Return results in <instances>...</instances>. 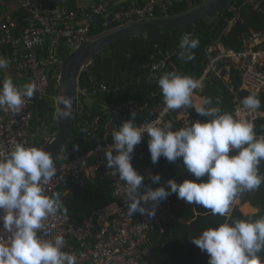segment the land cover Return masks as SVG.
<instances>
[{
    "label": "clouds",
    "instance_id": "obj_1",
    "mask_svg": "<svg viewBox=\"0 0 264 264\" xmlns=\"http://www.w3.org/2000/svg\"><path fill=\"white\" fill-rule=\"evenodd\" d=\"M199 43L198 38L185 34L179 44V57L193 60V50ZM9 63L0 56V69ZM200 84L199 79L176 72H166L158 79L166 109L192 107L207 117L206 121L197 120L173 130L171 122L161 125L158 119L138 124L137 112L133 111L131 119L112 130V144L104 149L106 167L126 184L127 215L140 213L152 219L160 202L174 193L187 204L224 217L238 194L251 192L264 183V175L259 174L264 161V136L258 138L254 125L247 120L222 112L218 98L217 106L210 97L194 104L192 95ZM35 91L34 82L18 87L6 77L0 81V111L19 114L25 99L32 98ZM58 103L64 107L55 109L54 118H70L72 98L61 95ZM241 103L248 110L258 109L261 104L251 94ZM145 137L153 164L161 157L171 163L182 158L183 169L196 179L182 183L169 179L167 187L144 190L145 177L134 168L132 159L135 147ZM73 148L79 150V145ZM57 170L52 153L44 148L17 143L7 155L0 154V230L8 234L7 241L0 243V264H77L75 254L62 250V234L54 240L41 239L38 234L50 216L68 211L60 192L49 196L44 191L43 186L56 176ZM150 178L154 184L161 180L159 174ZM147 202H152L151 208L145 206ZM191 242L208 254V264H264L259 255L264 251V216L226 221L203 230L198 237L192 236Z\"/></svg>",
    "mask_w": 264,
    "mask_h": 264
},
{
    "label": "built area",
    "instance_id": "obj_2",
    "mask_svg": "<svg viewBox=\"0 0 264 264\" xmlns=\"http://www.w3.org/2000/svg\"><path fill=\"white\" fill-rule=\"evenodd\" d=\"M127 1L103 0L94 7H82L76 12L67 13L64 10L67 0H23L20 5V21L10 15L2 21L0 56L9 59L10 63L7 68L0 69L5 74L0 76V81L10 77L18 87L34 82L36 91L32 98L25 99L19 114L0 111V154L7 155L17 143L36 146L37 139L32 133L34 102L37 99H54V105L58 107V94L52 95L51 91L53 78H57L59 84V76H52L51 72L54 66L61 68L64 63L63 52L70 56L85 43L93 27L110 29L137 19L167 15L178 5H192L194 2L149 0L143 5L124 6ZM247 7L264 18V0H243L238 5L235 3L228 11L233 17L228 20L225 35L235 25L244 22L243 10ZM185 34L193 38L195 30ZM240 45V49L235 50L216 42L206 49L209 64L199 79L200 87L194 90L192 99L194 103L196 95L204 91L205 81L210 75L217 76L235 97L234 116L252 123L255 131L256 122L263 113L259 109H245L241 103V94L244 91L248 94L264 92V29L244 33L240 37ZM179 51V46L155 50L146 66L152 83H158L165 72H170L172 60L178 56ZM235 72L241 82L237 88L233 83ZM92 83L95 87L91 94L89 89L80 88V96L97 104L104 96L117 97L118 89L95 78H92ZM158 96L159 93L154 92L149 100L130 99L106 107L108 120L103 126L104 143L73 160L55 163L58 169L56 176L43 186L45 194L50 196L52 192L67 190L72 183L84 184L85 179L99 178L113 183L112 201L95 211L92 218L76 223L58 212L44 222L43 229L38 233L45 240H54L56 235L62 234V250L75 254L77 264H153L145 247L150 235L167 232L170 221L167 206L161 201L152 219L140 213L127 215L126 184L106 167L104 149L112 144V130L131 119L133 111L137 112L135 120L138 124L158 119L161 125L171 122L173 126L179 123L185 127L195 122L194 108L185 106L168 110L164 102H156ZM99 121L97 117L91 127H95ZM145 180H149L147 176ZM242 196L243 193L237 195L230 210L238 206L236 201L242 200ZM145 206L151 208L152 202H147ZM7 239L8 234L0 230V243Z\"/></svg>",
    "mask_w": 264,
    "mask_h": 264
},
{
    "label": "trees",
    "instance_id": "obj_3",
    "mask_svg": "<svg viewBox=\"0 0 264 264\" xmlns=\"http://www.w3.org/2000/svg\"><path fill=\"white\" fill-rule=\"evenodd\" d=\"M242 1L238 0L236 4L238 5ZM201 2L203 0H194L192 5L183 3L172 9L169 14L183 12ZM243 15L244 22L235 25L227 35L224 34V31L228 25V20L233 17L231 12L219 14L217 21L211 26H208L203 20H200L185 30L152 31L137 37L124 38L105 49L84 70L80 80V88L81 90L84 88L89 89L91 94V91L95 87V84L92 83V78H95L97 81L105 82L113 88L118 89V95L115 99L104 96L98 104L90 100L91 105H87L85 102L87 99L82 95L80 96L77 127L66 151V157L56 160L54 163L73 160L84 153L90 152L98 144L104 143L103 134L105 130L103 126L108 120L106 107L130 99L149 100L154 92L159 93L156 102H164L158 83H152L150 81L149 71L146 68L150 62L151 55L157 48L167 49L177 47L185 33L195 30L193 38H198L200 41L199 46L193 50L195 58L191 61H185L179 55L176 56L172 60L170 72L200 79L209 64L206 56L207 48L216 42H221L227 48L239 50L241 47L240 37L244 33H248L251 30L257 31L264 29V18L251 8H245ZM13 17L20 21L22 11L13 15ZM105 30L107 29L101 26L93 27L91 36ZM68 57V53L63 52V61ZM4 75L0 70V76ZM51 75L58 77L60 75V69L54 66ZM205 82V89L201 93L202 96L212 98L213 106H217L216 100L218 98L220 101L219 107L222 112L233 113L235 97L227 85L215 75H210ZM233 83L236 85V88L241 84L237 72H235ZM52 87L54 89L52 88L51 94L57 95L59 90L57 78H53ZM248 95L250 94H241V100ZM251 95H256L259 98L261 104L258 109L264 113V92ZM32 109L34 112L32 133L37 139L36 147L39 148L58 130L57 118H54L56 109L54 99L42 101L37 99ZM97 117L100 118L99 123L95 127H91V124H93ZM193 118L196 121H206L208 119L207 117L200 116L194 110ZM182 127L184 126L177 123L173 126V130H179ZM85 129L87 131H84ZM255 133L258 138L264 136V117L259 119ZM73 145H79V150H74ZM132 164L144 177L148 170H151L153 174H159L161 176L159 184H154L152 180L144 179V190H147L149 187H167V181L169 179H175L177 183H182L186 179H196L186 169H183L182 158L177 163H171L164 157H161L158 163L153 164L148 149L147 138H144L135 147ZM259 174L264 175V161L259 166ZM113 189V183L111 181H101L99 178L85 179L84 184L72 183L67 190L59 191L61 193L62 203L68 210L67 214L64 215L76 223H81L92 218L95 211L108 205L112 201ZM162 202L167 206L168 218L170 220L169 228L165 234L155 233L150 235L147 240V244L150 243L151 253L156 255L159 252V255L162 256V260L158 264H208V254L201 251L191 242L192 236L198 237L203 230L217 227L226 221L231 222L233 219L250 218L255 220L264 216V183L258 189L243 193L242 203H250L259 209L258 213L252 215H244L239 207H235L231 212H229V209L227 215L224 217L219 215L214 216L211 210L199 205L187 204L174 193ZM250 204H245L243 212L250 213L254 211ZM179 205L181 206L180 209L177 208ZM259 255L264 258V251ZM150 261L152 262V259Z\"/></svg>",
    "mask_w": 264,
    "mask_h": 264
},
{
    "label": "water",
    "instance_id": "obj_4",
    "mask_svg": "<svg viewBox=\"0 0 264 264\" xmlns=\"http://www.w3.org/2000/svg\"><path fill=\"white\" fill-rule=\"evenodd\" d=\"M237 1L205 0L183 12L137 19L90 36L79 49L64 61L60 68L58 97L64 95L72 98V116L64 120L57 119V132L39 148L51 152L54 162L66 157V151L78 122L81 76L84 70L105 49L124 38L137 37L152 31L185 30L200 20L211 26L217 21L219 14L227 13ZM242 94L247 95L248 93L244 91ZM58 107H64V105L58 103ZM258 123L259 120L256 122V126ZM62 148L63 150H61Z\"/></svg>",
    "mask_w": 264,
    "mask_h": 264
},
{
    "label": "crops",
    "instance_id": "obj_5",
    "mask_svg": "<svg viewBox=\"0 0 264 264\" xmlns=\"http://www.w3.org/2000/svg\"><path fill=\"white\" fill-rule=\"evenodd\" d=\"M101 1H103V0H67V3H66V6L64 7V10L67 13L76 12L79 9H81L82 7H87V8L94 7L96 4L100 3ZM147 1H149V0H128L127 2H125L124 6L143 5ZM22 2H23V0H0V23L3 19L8 17L9 15L10 16L16 15L20 11V5ZM17 78H14V79H17ZM204 99H205V97H203L201 93L197 94L195 97L194 104L195 103H202ZM262 117H264V113L262 114ZM195 121H196V119H195ZM151 175H153V172L151 170H148L146 172V176L149 180H151V178H150ZM177 208L180 209L181 206L179 205ZM194 211H195V209H194ZM257 211L259 212V209ZM254 214H256V213H254ZM149 244H146L145 250H146L148 256L150 257V260L152 259V263L156 264L152 258V256L155 254L151 253V247H149Z\"/></svg>",
    "mask_w": 264,
    "mask_h": 264
},
{
    "label": "rangeland",
    "instance_id": "obj_6",
    "mask_svg": "<svg viewBox=\"0 0 264 264\" xmlns=\"http://www.w3.org/2000/svg\"><path fill=\"white\" fill-rule=\"evenodd\" d=\"M85 102H86L87 105H91V101H90V100H86ZM236 203L238 204L240 211H241L244 215H252V214L258 212V211H257L258 208L252 206L250 203H242L241 200H237ZM245 204H250V205L253 207L254 211H253V212H250V213H245V212H243V207L245 206ZM256 209H257V210H256ZM230 211H231V210H230ZM152 258H153V261H154L156 264L159 263V262H161V260H162V256L159 255V252H158V254L153 255Z\"/></svg>",
    "mask_w": 264,
    "mask_h": 264
}]
</instances>
